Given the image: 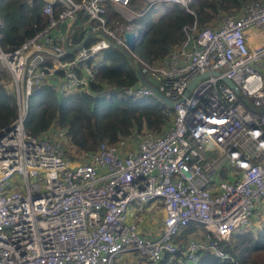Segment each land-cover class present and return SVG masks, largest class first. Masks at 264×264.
Here are the masks:
<instances>
[{
	"label": "built area",
	"instance_id": "obj_1",
	"mask_svg": "<svg viewBox=\"0 0 264 264\" xmlns=\"http://www.w3.org/2000/svg\"><path fill=\"white\" fill-rule=\"evenodd\" d=\"M41 1L45 27L11 52L0 49L16 104L14 121L0 130V264H114L125 254L158 264L175 253L195 264L201 252L225 259L218 244L250 227L264 199V41L248 45L252 31L264 30V0L203 27H183L180 44L151 64L125 44L124 34L143 33L130 23L159 5L191 14L190 0H137L144 6L138 13L129 0ZM109 48L171 101L159 102L165 120L158 131L134 128L90 152L76 149L55 122L28 136L26 102L44 84L59 99L85 92L158 101L138 80L89 89L98 85L96 68L107 63ZM153 210L161 225L144 236L141 213ZM190 225L193 233L178 241Z\"/></svg>",
	"mask_w": 264,
	"mask_h": 264
},
{
	"label": "trees",
	"instance_id": "obj_2",
	"mask_svg": "<svg viewBox=\"0 0 264 264\" xmlns=\"http://www.w3.org/2000/svg\"><path fill=\"white\" fill-rule=\"evenodd\" d=\"M251 0H195L187 3V10L178 5H163L155 17L148 18L143 25V38L132 53L141 61L151 64L161 59L173 46L183 40L181 29L193 22L200 28L216 22L219 17L234 13ZM131 7L140 8L137 0H129ZM41 0H0V49L11 52L25 40L43 29L46 19L41 13ZM109 20H116L110 9L106 10ZM142 18V17H141ZM107 62L96 68L98 85H91L96 91L99 83L128 87L136 83L134 69L129 66L126 55L117 49L109 48L104 52ZM7 79V74L0 71V83ZM165 109L153 97L130 100L95 97L85 92L73 93L62 97L56 96L53 89L44 84L33 90L26 102L22 120L24 132L36 137L44 132L53 122L66 129L73 146L82 151H93L98 143H109L128 135L131 129L147 128L152 131L164 123L162 110ZM16 117L15 99L0 86V130L12 124ZM245 230L234 233L230 243L222 242L218 247L226 255L217 259L207 252L198 254L195 264H264V224L261 229ZM195 230L188 226L178 237L184 242ZM180 253L171 258L164 256L158 264H186Z\"/></svg>",
	"mask_w": 264,
	"mask_h": 264
},
{
	"label": "rangeland",
	"instance_id": "obj_3",
	"mask_svg": "<svg viewBox=\"0 0 264 264\" xmlns=\"http://www.w3.org/2000/svg\"><path fill=\"white\" fill-rule=\"evenodd\" d=\"M163 5H159V6H154L153 8H151L149 11H147L142 18L136 19L134 21H132L130 24L132 25V29L136 32L139 29H143V25L144 22L148 19V18H153L155 17L156 13L158 11H160L162 9ZM144 6H140V8L137 7H131L130 9L135 10L136 13L141 12L143 10ZM239 10H237L234 13H237ZM226 15V14H225ZM224 16V15H223ZM222 17V16H221ZM219 17V18H221ZM264 34V30L262 31ZM257 31L252 32V36H253V40L252 43L255 42V35L257 34ZM264 37V35H262ZM264 41V39H263ZM264 67L260 70V77L262 79V82L264 84ZM6 82V90L8 93L12 94L13 93V88L9 83V78L8 79H4ZM150 83H152V81L150 79H147ZM144 216V219L141 223V227L140 230L143 231V233H141L142 235L146 236H153L156 233V229H158L161 225V215L157 210H153L150 213L146 214V213H141ZM262 224H264V199L262 200L260 206H259V210L254 214L253 218L251 219V225H250V230L251 231H256L258 229H261ZM188 239V238H187ZM230 241V239H229ZM134 254H125L122 257H120L119 259L116 260V262L114 264H145L143 261L140 262L138 260H136L134 258Z\"/></svg>",
	"mask_w": 264,
	"mask_h": 264
},
{
	"label": "water",
	"instance_id": "obj_4",
	"mask_svg": "<svg viewBox=\"0 0 264 264\" xmlns=\"http://www.w3.org/2000/svg\"><path fill=\"white\" fill-rule=\"evenodd\" d=\"M190 1H195V0H190ZM143 34L144 33H141L137 37H133V34H131V33L124 34V37L123 38H124L125 44L127 45V47H128L129 50H131V51L134 50L135 46L138 43H140V41L142 40ZM134 73H135L136 79L138 80V82L140 84H142L144 86H148L145 83V81H144V79H143V77H142V75H141V73H140V71L138 69H134ZM212 75L213 76H218V73H212ZM195 80L196 79L192 80L188 84L187 88L185 89V92H184L183 96H186L187 95L189 89L192 87V85L194 84ZM221 82L224 83L229 89H231L233 91V93L238 98L241 97L240 94H239L238 89L233 85V83H231L229 80L224 79V78L221 79ZM148 87H150V86H148ZM150 90L152 91L153 95L156 97V99L158 100V102L164 104L167 107H171L172 106L171 101H169L168 99H166L165 97H163L156 89H154L153 87H150Z\"/></svg>",
	"mask_w": 264,
	"mask_h": 264
},
{
	"label": "crops",
	"instance_id": "obj_5",
	"mask_svg": "<svg viewBox=\"0 0 264 264\" xmlns=\"http://www.w3.org/2000/svg\"><path fill=\"white\" fill-rule=\"evenodd\" d=\"M253 32V31H252ZM258 33L255 35V39H254V41L255 42H253L252 43V40L248 43V45H249V47L250 48H252V47H254V46H256V45H258V44H260L262 41H263V39H264V37L262 36L263 35V32L261 31V30H259V31H257ZM253 37V36H252ZM261 63H262V68L264 67V58H263V60L261 61ZM264 71V70H263Z\"/></svg>",
	"mask_w": 264,
	"mask_h": 264
}]
</instances>
